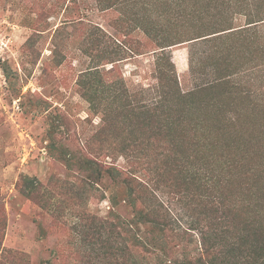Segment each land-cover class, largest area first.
Masks as SVG:
<instances>
[{
  "label": "trees",
  "instance_id": "16d2710c",
  "mask_svg": "<svg viewBox=\"0 0 264 264\" xmlns=\"http://www.w3.org/2000/svg\"><path fill=\"white\" fill-rule=\"evenodd\" d=\"M95 6L119 13L111 27L129 48L125 40L141 34L145 43H134L151 48L155 84L130 90L115 66L125 57L108 52L112 39L100 29L86 28V50L108 53L114 67L107 75L89 69L78 76L88 115L101 126L84 156L63 161L94 185L103 173L121 182L132 219L79 211L70 228L72 264H264V0H95ZM182 44L193 82L186 92L168 52ZM23 182L28 200L60 218L39 183L27 176ZM83 186L71 200L83 199ZM158 194L188 213L189 239L198 234L179 255L167 251L171 211ZM1 199L0 264H23L21 254L2 249Z\"/></svg>",
  "mask_w": 264,
  "mask_h": 264
},
{
  "label": "rangeland",
  "instance_id": "374dc122",
  "mask_svg": "<svg viewBox=\"0 0 264 264\" xmlns=\"http://www.w3.org/2000/svg\"><path fill=\"white\" fill-rule=\"evenodd\" d=\"M118 16L115 10H97L95 0L71 4L0 0V196L6 215L2 249L21 254L23 264H72L77 250L70 228L79 211L109 221H116L117 215L131 223L132 210L124 202L121 182L103 173L94 185L73 164L68 169L63 161L84 156L86 142L101 126L99 117L88 115V105L76 85L78 76L89 69L107 75L114 67L105 60L108 53L86 50L88 26L112 39L108 52L117 49L125 57L115 66L130 90L155 84L151 48L135 46L134 41L145 43L137 32L131 34L133 42L125 40L131 48L124 44L111 27ZM96 29L94 35L102 37ZM168 52L180 89L189 91L193 82L188 74V46L177 45ZM110 163L107 159L103 164ZM24 176L42 186L48 208H57L60 218L27 199ZM82 184L83 199L71 200L72 191H79ZM158 195L171 211L167 251L179 255L182 247L188 251V241L198 240V234L191 232L189 239L188 213Z\"/></svg>",
  "mask_w": 264,
  "mask_h": 264
}]
</instances>
